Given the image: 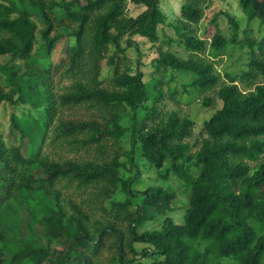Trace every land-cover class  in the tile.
I'll use <instances>...</instances> for the list:
<instances>
[{
    "label": "trees",
    "instance_id": "obj_1",
    "mask_svg": "<svg viewBox=\"0 0 264 264\" xmlns=\"http://www.w3.org/2000/svg\"><path fill=\"white\" fill-rule=\"evenodd\" d=\"M126 1L143 11L129 16ZM238 5L248 22L264 23V0H238ZM207 6L206 0H183L174 28L185 49L202 51L209 40V55L216 57L228 41L237 42L238 23L226 15L231 29L227 38L217 23L221 13H215L209 21L212 35L206 29L203 39L196 37L194 29ZM54 9L73 26L66 34L51 37ZM32 16L44 24L42 43L37 47ZM165 22L159 0H85L84 4L79 0H0V56H10L9 62L0 64V106L22 104L30 111L44 108L42 125L31 113L29 123L10 117L19 141L25 140L24 150L20 144L8 147L0 138V207L17 190L51 196L43 234L48 242L63 245L61 251L51 250L34 234L33 239L21 241L19 219L14 217L12 225H0V264H105L101 257L105 241L117 264H264V46L259 45L258 53H248V62L239 73L226 74L228 83L215 92L220 107L202 122L201 133L190 144L193 121L175 111L161 112L158 104L164 97L163 86L171 83L176 72L193 77L189 87L202 93L211 90L218 82L212 63L159 50L152 61V77L145 81L139 56L133 67L121 46L125 37L127 44L133 43L132 36L157 43L158 28ZM64 36L73 40L65 58L54 66L45 64L41 58L50 55L55 42ZM105 59L112 66L110 90L101 88L99 79ZM58 74L70 81L61 95L52 92ZM211 101L204 97L202 105L209 107ZM56 102L63 107L97 106L100 121L58 120L51 128V145L71 142L85 148L96 144L104 153L102 148L111 140L117 148L113 156L100 162L59 163L43 155ZM125 118L130 122L128 150L120 144L128 131ZM85 130L89 131L87 138L68 139ZM193 147L197 149L192 151ZM137 150L163 180L174 175L189 188L180 224L168 215L177 207L174 192L149 186L136 193L133 184L138 173L120 176L126 170L121 157L136 170ZM193 166L199 169L196 176L191 174ZM60 181L95 186L100 196L119 186L125 198L112 203V222L88 223L90 216L84 209L72 203L70 212L69 203L61 200L55 188ZM135 198L139 201L131 211ZM157 216L164 217L159 229L138 232ZM116 222H124L126 232ZM136 244L144 247L138 250Z\"/></svg>",
    "mask_w": 264,
    "mask_h": 264
},
{
    "label": "rangeland",
    "instance_id": "obj_2",
    "mask_svg": "<svg viewBox=\"0 0 264 264\" xmlns=\"http://www.w3.org/2000/svg\"><path fill=\"white\" fill-rule=\"evenodd\" d=\"M82 4L85 0H79ZM183 0H159V8L166 17V22L160 25L158 28V41L152 44L141 38L139 36H132L130 40L133 43L127 44L125 39L122 41L121 46L125 49V54L129 60H132L133 67L135 66V60L139 56L140 69L145 75V81L152 77V61L158 56V51H169L179 58L186 59L191 56L196 58H201L206 62H210L213 65L214 73L218 77V82L211 90L202 93L200 90H195L188 86V84L193 80V77L186 72H176L173 75V80L169 85L163 86L164 97L159 102V109L161 112H171L175 111L180 117H187L191 119L194 123L193 126V137L188 139L190 144L195 142V138L201 133L202 122L207 120L209 116L220 107V101L216 98L215 92H217L219 86L228 83L226 74H237L239 73L248 62V53L251 50L256 53L259 52V45L264 46V23L258 20H253L248 22L244 14L241 12L238 0H206L208 8L204 11L203 19L199 23L196 29H194L195 35L198 38L203 39L204 30L209 29V34L212 35L214 29L210 25V19L215 13H221L217 16L218 27L221 33L229 38L231 36V29L228 24L227 16H233L238 23V32L236 43L228 41L225 49L222 50L221 54L216 57H210L208 52L209 40L206 41L205 49L202 51L191 52L185 49L182 44H179L178 36L175 33V22L180 13V6ZM143 7H138L130 2L126 1V11L129 16L135 17L140 12L143 11ZM51 30L49 36H54L55 34H66L73 24H70L66 19L64 14L58 10L54 9L51 16ZM32 21L36 25V45L42 43L41 30L44 24L36 16H32ZM210 25V26H209ZM169 40L171 42H169ZM73 43L72 38L68 36L61 37L55 42V47L50 52V55L41 58V60L46 64L51 62V65H56L61 62L66 56L68 47ZM135 43V44H134ZM10 56H0V64L9 62ZM108 59H105L101 63L100 80L101 88L105 90H110L112 88V66L108 63ZM19 64V62H16ZM1 80V79H0ZM261 81H264L261 80ZM70 84V81L62 76L61 74L55 75L53 78L52 92L61 95L63 90ZM186 85V90L184 89ZM241 90H247V88L241 84H238ZM174 90L173 95H169L170 90ZM204 97L212 99L211 106L204 107L202 105ZM150 104V103H148ZM32 109L31 111L27 106L22 104L11 105L8 103L2 104L0 106V138L6 146H18L21 145L22 150H24L25 140L19 141V133L13 129L11 126L10 117L14 115L20 122L29 123L31 117L28 115L31 113L34 117H38L40 124L44 122L43 116H41V111L44 109ZM55 113L51 126L47 127V146L42 147L43 155L50 157V159L55 162L63 163L65 161L71 160H90L100 162L102 158H111L113 156V151L117 149L113 146L111 140H108L103 151L100 152V146L96 144L86 145L84 148H78L77 146L70 143L59 142L57 145H51V128L55 125L58 120L63 121H100V110L97 106H91L89 104H79L76 106L63 107L56 102ZM140 115L138 114V117ZM124 124L128 127V131L124 134L121 139L120 144L121 149H130V122L127 118L124 120ZM89 131L85 130L80 132V134H75L73 137L68 138L69 140L73 138H87ZM45 144V143H44ZM197 147H193L192 151L196 150ZM107 154V155H106ZM135 162L137 168L130 169L126 157H121V161L125 163L126 170L120 171V176L122 178H127L133 176L135 172L138 173V178L133 184V189L136 193L139 191H144L149 186H162L163 188L174 192L176 209L169 212L168 215L177 224H180L183 220V214L185 212L189 188L184 184V182L174 175H170L166 180H163L157 170L149 166L148 163L139 155L137 150L135 153ZM199 172L197 167H191V174L196 176ZM55 188L61 193V200L69 203L67 208L70 212V204L79 205L82 209L87 212L90 216V221L88 223H93L99 221L101 225H106L113 221V209L112 203L118 200H123L125 198L121 187L117 186L114 188L110 194H101L100 188H95V186H81L75 182L60 181L56 182ZM2 193V192H1ZM52 197H43L36 192H27L25 190H17L12 196V200H8L2 203L0 207V225L7 223L12 225V220L14 222V217L19 219V231L18 236L21 241L25 239H33L34 235L39 237L42 245L49 247L51 250L61 251L63 245L61 241L48 242L47 238L44 236L43 223L44 215L47 209L51 206ZM139 198L133 200V205L130 210L133 211L137 204ZM16 208L14 205H18ZM162 216H157L154 221L146 222L142 227L138 229V232L156 230L159 229L163 221ZM116 225L121 231L126 232V226L124 222H116ZM5 225V224H4ZM27 225H30L32 230H28ZM96 227V226H94ZM6 232V231H5ZM9 236V234L6 232ZM9 238V237H8ZM109 241H105L104 247L102 249L101 257L106 259L105 264H117L115 260L111 257L106 245ZM138 250L144 247L143 244L135 245ZM107 262V263H106Z\"/></svg>",
    "mask_w": 264,
    "mask_h": 264
}]
</instances>
